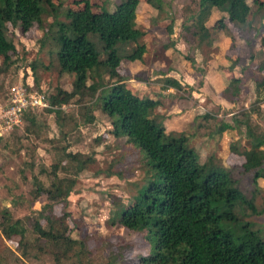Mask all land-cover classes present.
<instances>
[{
  "label": "rangeland",
  "instance_id": "obj_1",
  "mask_svg": "<svg viewBox=\"0 0 264 264\" xmlns=\"http://www.w3.org/2000/svg\"><path fill=\"white\" fill-rule=\"evenodd\" d=\"M122 1L55 0L54 12L48 9L29 32L21 33L7 24L15 53L8 66L0 56V106L9 88L20 80L35 87L37 79L38 89L46 95L59 89L70 92L75 76L59 70L57 24L68 23V11H82L86 6L92 13L112 11ZM199 2L139 0L135 22L143 33L140 43L146 52L139 61L123 59L117 71L135 95L159 101L150 118L164 127V140L167 136L186 137L202 166L224 167L245 195L254 199L256 214L246 207L236 212L240 227L249 223L264 240V181H255L252 173L243 171L240 156L250 147L245 123L256 134H264V100L254 103L256 84L264 77V69L260 70L264 63V11L258 5L264 0H248L251 14L240 28L231 24L224 12L208 8L209 37L202 42L186 29L200 9ZM90 39L102 51L99 39ZM131 49L132 45H125L122 53L129 54ZM167 78L176 79L181 90L164 88ZM233 78L240 80V91L238 101L230 103L221 93ZM104 82L112 80L105 77ZM260 93L264 99V90ZM78 101L76 97L64 104L58 116L40 110L34 125L23 123L0 144V211L7 208L14 219L35 217L46 203L44 196L32 199L35 179L49 187L54 165L59 166L60 178H74L75 167L64 153L83 154L82 160L90 158L92 162L77 174L70 196L54 206L53 215L68 214L69 235L86 244L88 255L84 257L78 249L60 261L46 250L33 249L22 255L17 242L6 240L0 231V264H134L137 256L150 251L144 234L122 227L118 218L140 196L152 172L137 148L126 138L113 136L112 120L97 104L89 97ZM243 110L246 115H241ZM221 125L228 127L219 132ZM259 153L264 155V148ZM231 230L234 236L240 234L235 225ZM35 239L28 235L31 244L43 243Z\"/></svg>",
  "mask_w": 264,
  "mask_h": 264
},
{
  "label": "trees",
  "instance_id": "obj_2",
  "mask_svg": "<svg viewBox=\"0 0 264 264\" xmlns=\"http://www.w3.org/2000/svg\"><path fill=\"white\" fill-rule=\"evenodd\" d=\"M55 0H0V56L5 66L10 64L15 46L7 37V24L18 27L21 33L29 32L39 24L47 10L54 12ZM150 1V0H148ZM152 2V1H151ZM139 0H123L112 11L92 13L86 6L82 11H68V23L57 24V60L61 73L75 76L72 90H57L48 95L51 108L43 111L62 113L61 107L78 97L79 101L89 97L102 113L112 120V131L116 138H126L132 147L144 156L152 177L132 204L122 210L119 224L129 231L144 234L150 244L147 255L137 256L134 264H264V240L249 223L241 227L237 208L251 210L256 214L254 199L248 198L238 187L237 181L222 166L204 167L198 154L187 145L184 136L165 137V129L150 117L160 105L159 101L135 95L119 75L123 59L129 62L142 60L146 52L140 43L143 33L136 26V11ZM191 27L186 28L200 42L208 39L206 26L208 8L224 12L227 20L240 28L247 24L251 14L248 0H200ZM264 11V3H258ZM90 37H97L102 45L98 51ZM195 38V39H196ZM132 45L129 54L122 53V47ZM264 69V63L260 70ZM112 80L105 83L104 78ZM92 83L88 84V80ZM36 85V86H35ZM34 86L38 89V80ZM164 88L181 90V84L174 78L164 81ZM264 77L256 84L255 104L264 100ZM240 80L233 78L222 91L224 100L238 101ZM8 94V91H7ZM7 98L1 103H5ZM55 107V108H54ZM259 112V108H255ZM39 111L29 109L23 113V123L34 125ZM242 111L241 115H246ZM209 116H204L207 119ZM238 123V120L235 119ZM247 125L250 147L243 150L242 169L252 173L254 180L264 181V134H256ZM227 125L218 128L222 132ZM8 132L0 144L14 132ZM29 132V129H26ZM68 163H73L74 178L57 175L58 165L52 167L53 178L49 187L35 179L32 191L33 201L44 196L46 203L35 217L14 219L5 208L0 211V231L6 240L17 242L22 255L33 249L46 250L56 261L68 257L78 249L88 255L86 244L69 235L68 214L56 217L54 206L68 199L75 185V177L91 161L83 154L65 152ZM41 221L45 222V226ZM239 227L240 234L234 236L231 226ZM28 235L43 243L31 244ZM87 264H90L88 261Z\"/></svg>",
  "mask_w": 264,
  "mask_h": 264
},
{
  "label": "built area",
  "instance_id": "obj_3",
  "mask_svg": "<svg viewBox=\"0 0 264 264\" xmlns=\"http://www.w3.org/2000/svg\"><path fill=\"white\" fill-rule=\"evenodd\" d=\"M48 95L33 87L31 83L20 80L12 85L7 101L0 106V139L8 132L23 124V113L29 109L43 111L51 108Z\"/></svg>",
  "mask_w": 264,
  "mask_h": 264
}]
</instances>
